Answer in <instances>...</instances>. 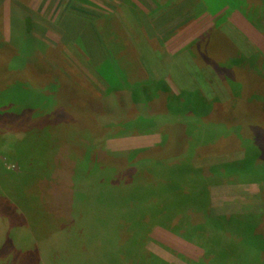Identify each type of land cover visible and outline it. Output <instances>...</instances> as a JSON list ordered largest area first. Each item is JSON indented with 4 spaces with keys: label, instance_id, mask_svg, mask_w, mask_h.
I'll use <instances>...</instances> for the list:
<instances>
[{
    "label": "rangeland",
    "instance_id": "rangeland-1",
    "mask_svg": "<svg viewBox=\"0 0 264 264\" xmlns=\"http://www.w3.org/2000/svg\"><path fill=\"white\" fill-rule=\"evenodd\" d=\"M12 27L11 44L21 28L31 29L43 41L39 58L52 71L48 79L68 80L76 88L63 89L54 103L58 88L50 90L28 70L17 72L27 96L17 75L3 81L17 84L0 90L1 103L30 95V101H54L44 111L26 108L13 120L3 116L5 108L0 111V264H79L94 258L119 264L136 248L168 264H196L217 257L221 244L247 247L235 229L239 224L207 230L197 240L210 247L207 256L170 226L183 223L178 229L185 234L186 224L201 222L208 207L212 216L240 215L252 224L264 213V0H0V39L10 40ZM25 51L28 59L21 51L11 71L39 66L27 46ZM193 63L208 72L204 81L219 87L222 102L239 113L216 122L191 116L189 149L184 144L170 148L169 158L158 153L146 161L150 148L173 146L174 129L158 126L143 112L138 117L107 89L129 76L133 88L144 90L137 97L145 103L157 92L154 84L165 83L173 110L184 102L176 78L188 83ZM154 110L169 120L178 113L160 105ZM111 152L126 153L120 161ZM139 152L143 156L136 159ZM155 160L163 165L155 166ZM181 164L191 174L171 177L169 170ZM194 178L200 193L192 192ZM177 184L179 210L172 209L166 220L160 201L167 192L160 188ZM146 189L156 192L145 196ZM130 190L139 197L120 207L106 193L129 197ZM193 194H205L209 205L189 202ZM261 249L249 246L241 261L264 260Z\"/></svg>",
    "mask_w": 264,
    "mask_h": 264
},
{
    "label": "trees",
    "instance_id": "trees-1",
    "mask_svg": "<svg viewBox=\"0 0 264 264\" xmlns=\"http://www.w3.org/2000/svg\"><path fill=\"white\" fill-rule=\"evenodd\" d=\"M209 10V7H208ZM24 18H27L24 17ZM25 25V24H23ZM14 29L12 27V32H11V36H10V40H6V39H0V90L2 89H6V88H10L12 87V85L21 83V86L23 87L22 89L26 90V94L25 96H27V89H26V82L24 83V79H22V76H18L17 72H22V71H30L33 76L36 78L37 76V80H41V82L45 83L48 87H52V89L54 88H58L57 94L58 95H54V100L48 98V97H41L39 100L36 101H30L31 99V95L29 96V98L27 100L22 99V102L17 101L18 98L15 99H9V101L3 100L1 103L0 102V111L2 110V108L6 109V111L4 112L3 116H6L7 118H11V120H13L14 118H16L17 116H20V114L24 111H44L46 110V107L49 105H52L51 103L54 101V103L58 102L59 98L58 96H60V94L62 93L63 89L64 91H66V89L68 87H72L76 88L73 84H71L70 81L68 80H64L61 81L60 79L56 78L55 82H52L51 80L48 79V77L50 78L52 71L50 69H48L44 64H43V60L41 58H39L40 54H41V50H39L38 48L42 45L43 42L39 37H37L35 34H33L31 32V29H26V28H21V30H19V38L16 37V42L14 44H11V42L13 41L14 38ZM31 38L29 44L27 45V38ZM25 43V44H24ZM18 48H17V47ZM25 46V49H24ZM26 46L28 47V51L31 52L30 55H34L35 58L34 60H36V63H39V66L36 68V70L34 69V67H27V68H22V69H18L16 71H11L10 70V66L12 64V62L15 61L16 57L19 56L20 52L21 55L24 54V58L28 59L26 57ZM23 49V50H22ZM30 57V56H29ZM185 57V56H184ZM182 58V57H181ZM181 60V59H180ZM178 60V61H180ZM8 62V63H7ZM183 62H185V60H183ZM11 63V64H10ZM26 63V62H25ZM40 63L42 65V68L40 66ZM35 66V64H34ZM192 66L191 68L193 69H189L190 72V77L188 79V83L189 86L186 87V84L188 83H184L181 80V77H177V86L178 88L182 91L181 92V98L184 101L179 107H175L172 109L170 103L168 104V98L170 96V94H173L172 91L169 89V87L167 86V84L165 83H156L155 85V90H157V92L155 91V95L154 97L150 98V100H148L145 103H151L152 105L150 107L147 108H141L138 107V105H140V103L145 104L144 102L140 101V97H137V95L139 94H144V90H142V92H138L135 88V86H131L130 83L128 82L129 80H131V77H127L126 81H124L123 84H119V83H115V84H110L109 88L107 89L108 91H110L111 95H116V97L119 99H121V103L123 107H126V109L130 107L134 108V114H137L138 117H141V112L143 117L146 119H156L158 121V126H161L163 128L167 127V129H174V137L175 141L173 143V146L170 147L168 146H164L162 147L163 149H161L159 146H155L153 148H150L149 150H147L145 152L146 154V161H149V157L148 155H157L158 153H161L159 155L160 158L162 157H171V149L170 148H174V149H182L183 145L185 144L184 148H188L191 146V141L190 138L187 133H186V129L190 128V117L191 116H200V115H207V117H209L213 122H216L218 120L223 121V119L227 116H231L234 113H239L238 111L235 112L234 109L235 108H229L227 105V103L222 102V98L221 96L217 93V91L219 92V87H215L212 86L210 83L204 81L207 80L208 77V72L206 73L205 70L201 71L198 70V66H196L194 63L189 65ZM24 67V66H22ZM185 67V65H184ZM187 67H185L184 69L186 70ZM38 69H42V70H38ZM130 72L132 73V75L134 76V78L137 75V70L136 68L133 67H129ZM183 69V70H184ZM203 70V69H202ZM17 75L18 78L15 83L13 84H9L7 85L8 80L13 82L14 80V76ZM107 75V74H106ZM176 75V74H175ZM175 75L173 77H175ZM13 78V79H12ZM58 79V80H57ZM179 79V80H178ZM4 80H7L6 84L3 83ZM59 81V83H58ZM140 81V80H139ZM183 83H182V82ZM9 83V82H8ZM49 83V84H48ZM50 87V90H51ZM135 87V88H133ZM142 88V87H141ZM107 91V92H108ZM2 93V92H1ZM73 94L75 93V90H73L72 92ZM49 95V93L47 94ZM145 95V94H144ZM217 95V96H216ZM51 96V95H50ZM62 96V95H61ZM221 101H219V99ZM218 99V100H216ZM63 100V98H62ZM158 101L157 104H153L154 102L152 101ZM65 100H63L64 102ZM211 104V107L213 106V111L210 110V112H208V108L209 105ZM132 105V106H131ZM154 105H160V107H163L165 109H169V113H173L178 112L175 117L171 120L168 119V116H161V115H157L155 113L154 110ZM25 107V108H24ZM137 107L139 108V110L137 109ZM23 108V109H22ZM264 108V107H263ZM175 109V110H174ZM20 110H22L20 112ZM239 111H243L239 110ZM245 114V113H244ZM259 114V113H257ZM58 116V115H57ZM59 119H61L59 117ZM57 121V119H56ZM215 124V123H214ZM175 146V147H174ZM181 146V147H179ZM207 145H203V148H206ZM161 150H160V149ZM183 148V149H184ZM189 152V151H188ZM126 152H111L112 157L111 158H115V160H123L119 157H123V154H125ZM143 156V153H137L136 154V159H141V157ZM158 156V155H157ZM186 158V156H185ZM163 159V158H162ZM179 158L173 160L176 161L177 163H179L178 161ZM163 161L164 160H155L154 161V165H159L160 162L163 165ZM145 162V161H144ZM158 163V164H157ZM173 164V163H171ZM180 164V163H179ZM134 167V166H133ZM163 167V166H161ZM177 168H173L171 170H169V172L171 173V177L173 176V178L176 179V173L179 174H191L192 170L189 167V165H178L176 166ZM246 165L242 163V171L247 170L246 169ZM241 171V172H242ZM244 173V172H243ZM173 174V175H172ZM186 178V177H185ZM201 179V178H200ZM198 180L199 179H192L190 181H192L193 185H194V189L197 190H192L193 193L196 192H201L199 190L198 187ZM192 186V185H191ZM204 188V182L201 183V185ZM193 188V187H192ZM181 189V187L177 184L174 187L168 188L166 187L165 189L160 188V190H164V192L166 193V195L162 198V200L160 201L162 210L160 212V216L161 218L164 219H171V211L172 209L174 210V208L179 210V203H181L180 200L177 199V195L179 192V190ZM132 190L127 191L126 194L130 193ZM159 191V190H158ZM133 192V191H132ZM148 192H151L150 194H148ZM153 192H156V190H151V189H146L145 191V196H150L151 194H153ZM204 193L207 192V190H205L204 188ZM107 194H109L110 198V202H117L116 203V207H120L122 205V203H124V201L127 202H132L133 200H136L139 197V193L137 194V196L135 197L134 195H132L130 193L129 197H125L126 195H121L120 193H118V191H111V192H106ZM112 196H111V195ZM148 194V195H147ZM206 194V193H205ZM204 194V196L202 197V194L197 195V194H193L191 197H188V199H190L192 202L195 204V206H201L203 208H205L207 205H209L208 203V199L206 198V195ZM136 195V194H135ZM179 196V195H178ZM180 199L181 196H180ZM135 204V203H134ZM193 204V205H194ZM133 206V205H132ZM160 207V208H161ZM206 215L203 217L202 221L197 223V225L193 226L191 223L186 224L187 228H189V231L187 233H181L179 231V229H183L184 227H179L182 226L183 223L179 226H175L171 227L170 225V230L177 234L178 236L181 235L183 238H187L188 240H191L192 242H195L197 244H200L203 248V250L206 252V256L207 255H211L212 253L208 251V249H210V247H208V244H204V243H198V239L201 238V236H203V234L205 232H207V230H210L211 227L213 228H222L223 226H230L231 225H235V224H239L238 226H236L235 229H240L241 230V234L244 235L245 237V242L244 245L247 246L245 248H242L240 246L241 250H237V247L232 243V244H224V245H219L218 249H217V257H210V261L209 263L205 262L204 260L201 259V261L196 264H244L243 261H241V259L244 256L249 255V246L250 247H254V249L257 251H261L263 249H261V247L264 246V229L263 230H259V224L261 223V227L262 225H264V213L261 215V217L259 218L258 224H252L251 221L249 220H245L244 222H242L240 220V218L242 216L238 215L233 217V215H231L230 217L232 218H228L226 216H212L210 213V209L208 207V209L206 210ZM42 215V214H41ZM119 218V217H118ZM229 219V220H226ZM262 219V221H261ZM119 222V221H118ZM117 224V223H115ZM138 225H136L135 228H139L141 225L139 223H137ZM168 224V223H167ZM163 225V224H162ZM258 225V227H257ZM228 227V228H230ZM179 228V229H178ZM264 228V227H262ZM233 229V230H235ZM228 230V229H226ZM198 237V238H197ZM195 239V241H194ZM243 246V245H242ZM256 247V248H255ZM112 249V247H111ZM221 250V251H220ZM220 251V252H219ZM208 253V254H207ZM137 258V260H135L134 258ZM82 263H84V261H81ZM79 263V261L77 263ZM101 261L99 259H92L89 262L87 261L84 264H102L100 263ZM114 264H118L117 262L119 261H113ZM255 262V261H254ZM252 262V264H264V260L260 261V262H256L254 263ZM105 264V263H104ZM119 264H168L165 261L161 260L160 258L156 257L155 255L152 254H148L143 252L142 250L137 249L134 251V253H132V255L127 254V256L122 257L121 259V263ZM195 264V263H194ZM248 264V263H247Z\"/></svg>",
    "mask_w": 264,
    "mask_h": 264
}]
</instances>
